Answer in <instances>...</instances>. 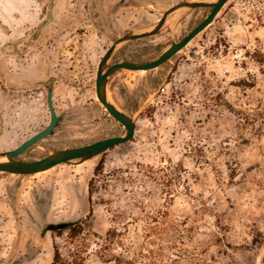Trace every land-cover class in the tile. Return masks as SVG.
<instances>
[{
    "label": "rangeland",
    "instance_id": "374dc122",
    "mask_svg": "<svg viewBox=\"0 0 264 264\" xmlns=\"http://www.w3.org/2000/svg\"><path fill=\"white\" fill-rule=\"evenodd\" d=\"M46 3L0 0V152L48 119L38 91L13 97V62L20 78L33 66L3 49L14 42L26 50ZM58 4L64 68H78L84 82L59 84L56 108L68 121L21 156L28 161L125 134L95 100L108 35L76 1ZM207 12L172 15L139 58L158 57ZM179 55L174 69L112 77L111 99L135 118L129 143L34 176L0 173V264H51L56 249L71 261L79 247H87L85 264H117L101 261L105 245L122 264H264V0H230ZM76 221L84 223L77 238L67 230L42 236L49 225ZM109 232L116 234L106 243Z\"/></svg>",
    "mask_w": 264,
    "mask_h": 264
},
{
    "label": "flooded vegetation",
    "instance_id": "af4514ba",
    "mask_svg": "<svg viewBox=\"0 0 264 264\" xmlns=\"http://www.w3.org/2000/svg\"><path fill=\"white\" fill-rule=\"evenodd\" d=\"M73 1H76V4L74 5L78 7L80 5V7H82V10L84 12H87V19L90 20V18H92L93 21L97 23L98 27L108 35L109 37L108 41H110L111 43L110 46L106 50H104L102 57L97 63L96 71L94 74L95 100L110 118L112 117L107 112V110L103 107V105L99 102L97 95H96V81H97L98 67H99V63L101 59L104 57L107 51L112 47L114 43H116L122 37L131 35V34H134V35L143 34L153 29L164 17V13H166L171 8L181 3L202 2V1H197V0H179L172 5H169L168 7L166 6V8L165 7L161 8L162 4L159 1H171V0H73ZM105 3L108 6L105 7L106 10L104 12L103 4ZM51 6H53V13L50 16ZM58 6H59L58 0H47L46 5L44 6V9H46V14L44 16V19L42 23L40 24V26L38 27V29L33 34L31 38L32 41L30 42V45L26 48V50L24 51H22V49L19 50L20 47L18 46V44L14 42L9 43L11 54L14 58L22 56L21 60L27 61L29 62L28 64H31L33 66L32 67L33 70L31 71V73H29L27 76L20 78L15 74L16 70L18 69L17 68L18 63L17 61L13 62L12 71L14 73L12 74L11 79H10L11 93H13V97L21 96L23 99L24 98L27 99L31 97V95H26L28 92L34 93V91H38V93L36 94L42 95L43 100H44V105L48 112V119H47L45 126L42 129H40L38 132L33 133L24 142H26L30 138L44 131L51 122V113H50V109L48 105V96H49L50 89H52V92H53L52 102H53V107L56 113V117L59 118L58 125L54 129L53 134L41 140L40 142L36 143L35 145H33L23 155H25L30 150L35 148L42 141L55 136L58 129L68 121L66 120V117H67L66 114L60 115L56 108L57 92L60 88L59 84L62 82H67L68 83L66 85L67 89L69 88V89L74 90V89H79V85L83 84L84 82V78L79 75L78 68H75L73 65H70V67L64 68L65 61L63 59L64 54L62 52L63 50L62 30L59 25L60 20L57 17ZM195 10H206L208 12L206 13L204 17H202L195 24H193L191 28L193 26L199 25L202 21H204L212 11V9H195ZM170 18L171 17H169V19L166 21L165 25L169 22ZM48 22L49 24H47ZM160 33L161 31L158 34L151 36V37H145L142 39L130 41L126 43L128 45H126L125 47L123 46L122 49H118L119 48L118 47L111 61L109 62L107 66V70L111 68L113 65H116L122 62L145 63V62H150V61L157 59L161 54L154 59H147V60L141 59L139 57L141 53L143 52L144 45L153 43L154 38ZM185 35L182 36L179 40H182L185 37ZM33 47L35 50H32ZM70 54H74V53H70ZM73 57L78 58L80 57V55L74 54ZM74 62L75 61H72L71 63L73 64ZM165 65L169 66V63ZM123 71H128V70H121V71H118L117 73H120ZM142 72H145V71H142ZM18 88H27V89L26 90L21 89L18 91ZM99 141H102V140H99ZM99 141H94L84 146H88V145L94 144ZM24 142H22L20 145H22ZM19 146H16L13 149H16ZM84 146L66 148V149H56L53 152L75 149V148H80ZM49 154H46L45 156L37 160L43 159L49 156ZM37 160H30V161H37ZM50 226L51 225H49L47 228H49Z\"/></svg>",
    "mask_w": 264,
    "mask_h": 264
},
{
    "label": "water",
    "instance_id": "95a60500",
    "mask_svg": "<svg viewBox=\"0 0 264 264\" xmlns=\"http://www.w3.org/2000/svg\"><path fill=\"white\" fill-rule=\"evenodd\" d=\"M230 0H217L214 3L210 2H190L181 3L166 13L161 21L150 31L143 34H131L120 38L112 47L107 51L104 57L101 59L97 72L96 81V95L99 102L107 110L110 116L120 123L126 130L125 134L119 137H112L105 139L94 144L50 153L49 156L37 160L28 161L27 159H21V156L33 145L40 142L41 140L51 136L54 129L58 125L59 118L56 117V113L53 107V92L52 89L49 90L48 105L51 113V122L49 126L41 133L30 138L22 145L13 149L11 151L0 152V173H6L16 176H34L40 173H45L61 165H79L94 158H97L104 154L105 152L113 149L116 146L129 143L135 136V118L122 111L113 102L109 95V82L110 79L121 70H128L134 72H148L160 68L161 66L169 63L174 69V63L178 62L180 59V52L186 49L191 42H193L202 32H204L217 18L219 13L223 10L226 4ZM120 5V4H119ZM118 5V6H119ZM195 9H212L209 16L202 21L199 25L193 27L182 40L173 41L171 46L167 48L157 59L145 62V63H131L122 62L113 65L107 70V66L111 61L116 49L123 44L130 41L142 39L145 37H151L158 34L165 26L166 21L173 14L183 11V10H195ZM53 13V6H51L50 16ZM51 20V18H50ZM50 22V21H49ZM49 22L47 24H49ZM9 43L3 46V49L8 46ZM173 62V63H172ZM110 98V99H109ZM112 100V101H111ZM6 159V161L1 162V160ZM49 231H56L52 225L43 231L42 236L45 237Z\"/></svg>",
    "mask_w": 264,
    "mask_h": 264
},
{
    "label": "trees",
    "instance_id": "16d2710c",
    "mask_svg": "<svg viewBox=\"0 0 264 264\" xmlns=\"http://www.w3.org/2000/svg\"><path fill=\"white\" fill-rule=\"evenodd\" d=\"M259 62L262 63L264 61H259ZM52 227L56 229L55 231L56 233H60L65 230L69 231L71 235V239L79 237L80 234L83 233L84 231L83 221H76V222H71V223H61L56 226L52 225ZM114 234L116 233L109 232L107 235V238L103 240L106 241L107 243L111 239V236ZM110 241H112V239ZM86 248H83V247L77 248L71 255V259H72L71 261L63 257L59 249H56L55 254H54V259L51 264H85L86 260L83 255H84ZM99 255H100L101 261H103L104 263L116 262L117 264H122L123 262H125L121 257H118L114 255L113 253H110V248L107 247V245L101 248V250L99 251ZM127 263H130V262L128 261Z\"/></svg>",
    "mask_w": 264,
    "mask_h": 264
},
{
    "label": "bare ground",
    "instance_id": "6f19581e",
    "mask_svg": "<svg viewBox=\"0 0 264 264\" xmlns=\"http://www.w3.org/2000/svg\"><path fill=\"white\" fill-rule=\"evenodd\" d=\"M197 1H202V2H210V3H214V2H216L217 0H207V1H205V0H197ZM174 15V14H173ZM152 30V29H151ZM150 31V30H149ZM148 32V31H147ZM146 33V32H145ZM110 99V98H109ZM112 101V100H111ZM4 161H6V159H3V160H1V162H4Z\"/></svg>",
    "mask_w": 264,
    "mask_h": 264
},
{
    "label": "built area",
    "instance_id": "2783aa9c",
    "mask_svg": "<svg viewBox=\"0 0 264 264\" xmlns=\"http://www.w3.org/2000/svg\"><path fill=\"white\" fill-rule=\"evenodd\" d=\"M163 92L165 91V90H162Z\"/></svg>",
    "mask_w": 264,
    "mask_h": 264
}]
</instances>
